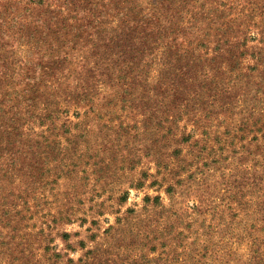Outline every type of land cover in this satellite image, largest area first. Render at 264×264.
I'll list each match as a JSON object with an SVG mask.
<instances>
[{
    "label": "rangeland",
    "instance_id": "rangeland-1",
    "mask_svg": "<svg viewBox=\"0 0 264 264\" xmlns=\"http://www.w3.org/2000/svg\"><path fill=\"white\" fill-rule=\"evenodd\" d=\"M155 1L0 0V264H264V0Z\"/></svg>",
    "mask_w": 264,
    "mask_h": 264
},
{
    "label": "trees",
    "instance_id": "trees-1",
    "mask_svg": "<svg viewBox=\"0 0 264 264\" xmlns=\"http://www.w3.org/2000/svg\"><path fill=\"white\" fill-rule=\"evenodd\" d=\"M56 1V3H55V5H57V0H55ZM147 4H149V6H148V9H147V11H146V13H145V15L144 16H142V17H139V18H132V17H130V18H128V19H125L124 18V16H125V13H122V17H120L119 19H121V22H122V24H129V25H134V28L136 27V26H138V25H141V26H149V25H151V24H154L155 23V25H161L160 24V22L162 21L161 20V16L160 15H157V14H155V13H153V10H154V4H156V5H159L160 4V2H156L155 0H148V2H147ZM50 5V4H49ZM68 9H69V7H68ZM72 12H75L76 11V8H74L73 10H71ZM116 15V16H115ZM113 14L111 17H112V20H113V17H118V14ZM161 20V21H160ZM163 22V21H162ZM166 23V22H165ZM166 26V25H165ZM194 33H196L195 31H193ZM237 44H232V45H230L231 47H232V49H231V51L233 50V51H236L235 53L236 54H233V57L236 59V60H241V58H245L244 56H246V55H248V54H250V55H253L254 56V58H256V59H258V57H256V53L255 52H253V50L256 48H247V44L246 43H244V44H242V46L240 47V44H239V42H236ZM222 50V48H218V51H221ZM224 51L226 52V51H228L226 48H224ZM260 51H258L257 53H259ZM239 57V58H238ZM238 58V59H237ZM170 189V188H169ZM171 190V189H170ZM262 197H263V199H262V205H264V191L262 192ZM254 204H256V202H254ZM255 223H257V222H255L254 221V224L252 225V227H251V230L249 231V233H247L248 234V238L250 239V241H251V244L252 243H256L255 245L256 246H259V247H262V246H264V225H263V228L261 229V228H259V227H257L256 226V224ZM261 224H264V219H262L261 220ZM259 228V229H258ZM262 231V234H261V236L258 238V236H257V233H259V232H261ZM258 240H259V242H258ZM257 260H262L263 259V256H261V257H258V258H256Z\"/></svg>",
    "mask_w": 264,
    "mask_h": 264
}]
</instances>
